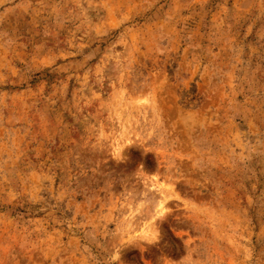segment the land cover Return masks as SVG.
I'll return each mask as SVG.
<instances>
[{"label":"rangeland","instance_id":"374dc122","mask_svg":"<svg viewBox=\"0 0 264 264\" xmlns=\"http://www.w3.org/2000/svg\"><path fill=\"white\" fill-rule=\"evenodd\" d=\"M0 264H264V0H0Z\"/></svg>","mask_w":264,"mask_h":264}]
</instances>
